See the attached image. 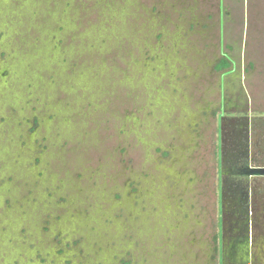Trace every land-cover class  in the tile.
<instances>
[{"label": "rangeland", "instance_id": "1", "mask_svg": "<svg viewBox=\"0 0 264 264\" xmlns=\"http://www.w3.org/2000/svg\"><path fill=\"white\" fill-rule=\"evenodd\" d=\"M241 85L264 106V0H0V264H241Z\"/></svg>", "mask_w": 264, "mask_h": 264}, {"label": "crops", "instance_id": "2", "mask_svg": "<svg viewBox=\"0 0 264 264\" xmlns=\"http://www.w3.org/2000/svg\"><path fill=\"white\" fill-rule=\"evenodd\" d=\"M251 64L253 63H250L249 71L246 70V67L245 68L240 67L241 70L239 74L241 75L243 73L248 74L252 70ZM243 79L244 78H242L241 80ZM235 81L236 80L232 81L233 84H236V86H238L239 88L238 82L235 83ZM225 84L229 90L231 88V85H233V84L230 85L228 83H225ZM238 88L235 87V89H238ZM243 93H244V88L241 85V89L238 90L237 92L238 97L241 98L239 101L240 109H237V110L240 111V114H244V116L242 117L243 119L236 122L235 124L236 126L234 125V129L236 131L235 134L237 133L235 136V146H234V149H235L234 154L236 157L235 160L238 164H240L241 168H244L242 166L248 167V164H249L248 160H250L251 168L264 170V106L262 107V106L257 105V107L256 106L252 107L251 105L245 104L244 101H242V99L244 98ZM244 100H247V99H244ZM248 119H249L250 124L247 123ZM248 124H249V129L247 130ZM241 130H243L242 133H244V136L247 137V139L243 142H240V136H241L240 131ZM246 131H248V133H246ZM234 176L235 177L233 178H236V179L239 178L244 182L241 183L242 188L239 187V189L233 190V191L229 189L228 191L230 194L229 193L228 194L229 195L236 194L237 196L240 194L241 199H242V195L244 196L246 195L247 197H245L243 200L244 204L252 208V211L256 210L257 213L258 211L264 212V174L251 176V179H248V177H246L245 175H240L236 171V174H234ZM249 186H250V190H249ZM248 194H249V198H248ZM260 215L261 214L258 213L256 216V219L258 221H262L261 220L262 217H260ZM257 244H259V242H257ZM246 255L247 256L245 260H241L242 261L241 264H264V255H260L258 253L257 246H256V250L255 248L252 247L251 253L249 251Z\"/></svg>", "mask_w": 264, "mask_h": 264}, {"label": "flooded vegetation", "instance_id": "3", "mask_svg": "<svg viewBox=\"0 0 264 264\" xmlns=\"http://www.w3.org/2000/svg\"><path fill=\"white\" fill-rule=\"evenodd\" d=\"M56 3H57V0H56ZM42 2H41V4H40V6H41V8H42ZM100 5H102V4H100ZM56 6V5H55ZM43 9V8H42ZM41 11V10H40ZM44 12H45V10H44ZM39 13H41V12H39ZM45 13H47V12H45ZM48 16L46 15V18H47ZM45 20V19H44ZM43 20V21H44ZM222 58H227V57H225V56H223ZM220 61V60H219ZM230 61V60H229ZM35 124H37V122H35ZM37 127V126H36ZM36 131H37V128H35V130H33L32 131V133L33 134H35L36 133ZM17 144H18V142H17ZM44 147V145L43 144H41L40 142H36L35 144H33L32 145V148L28 151V153L26 154L27 155V158H28V162L30 163V162H32L33 164H31L30 165V167H34L35 168V170L37 171L36 172V175L38 174V172H39V169H40V166L37 164V160L39 161V160H42L43 159V157L42 156H44L45 155V152L50 148L49 147V145H47V148L46 149H44L43 148ZM16 157H18V156H16ZM20 157V156H19ZM35 162V163H34ZM38 177V176H37ZM234 195L232 194V197H233ZM233 199V198H232ZM246 234H247V237L245 238V241H243L244 242V244H246L248 241H251V239H250V236H251V234H253V228H252V231H250V230H247L246 232H245ZM262 238H263V240H262V243H259L258 245H257V243H256V241H255V239L253 238V236H252V245H253V248H255L256 249V246H257V250H258V253L260 254V255H264V235L262 236ZM242 243V242H241Z\"/></svg>", "mask_w": 264, "mask_h": 264}, {"label": "trees", "instance_id": "4", "mask_svg": "<svg viewBox=\"0 0 264 264\" xmlns=\"http://www.w3.org/2000/svg\"><path fill=\"white\" fill-rule=\"evenodd\" d=\"M231 66V63L228 58H222L217 65L215 66L216 71H221L224 69H228Z\"/></svg>", "mask_w": 264, "mask_h": 264}]
</instances>
